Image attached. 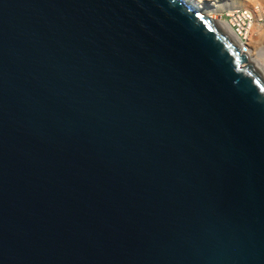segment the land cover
I'll return each mask as SVG.
<instances>
[{
  "label": "water",
  "instance_id": "95a60500",
  "mask_svg": "<svg viewBox=\"0 0 264 264\" xmlns=\"http://www.w3.org/2000/svg\"><path fill=\"white\" fill-rule=\"evenodd\" d=\"M185 0H0V264H264V80Z\"/></svg>",
  "mask_w": 264,
  "mask_h": 264
},
{
  "label": "rangeland",
  "instance_id": "374dc122",
  "mask_svg": "<svg viewBox=\"0 0 264 264\" xmlns=\"http://www.w3.org/2000/svg\"><path fill=\"white\" fill-rule=\"evenodd\" d=\"M199 1L200 2H198V3L200 5V7H203L205 9H207V8H216L217 9L215 12L211 13V15H215V16L223 18L225 20L229 19L232 21V23L234 25L240 23L239 22L240 17L235 15L234 16L235 19H233L231 16H232V14H235V13L234 12L229 13L227 8L229 6H234V5L236 6L238 2L245 3V6L239 7L238 9L237 8L234 9L236 13L240 12V14L242 13V15H250L251 19H250V21H247V24L245 26V32H247V30L251 31V28L255 25L254 30H257V31H255L256 33H258V32L264 33V0H199ZM251 23H252V25H251ZM248 26H249V28H248ZM250 26H251V28H250ZM257 27H258V29H257ZM258 30H260V31H258ZM245 32H243L244 34H242L244 37H245ZM246 36H247L246 42H249V45H250V47L248 45L250 53H253L256 50L258 51V53L255 52L256 54L255 53H253L254 55L252 54V56L255 58L254 60H256V62H258L255 65L257 66V68H260V70L263 71L264 70L263 69L264 68L263 67V65H264V39H261L260 44H257V42L255 40H253V39H255L254 38L255 36L253 37L252 41L249 40L250 38L248 35H246ZM258 39L256 38V40H258ZM243 40H244V38H243ZM253 41H255L254 43L257 44L256 46H255V44H251V42L253 43ZM251 45H252V47H251ZM254 47L257 49L254 50L255 49ZM247 62L249 64L253 65V62L251 60H249ZM258 64H260L262 66L258 67ZM263 79H264V76H263Z\"/></svg>",
  "mask_w": 264,
  "mask_h": 264
},
{
  "label": "bare ground",
  "instance_id": "6f19581e",
  "mask_svg": "<svg viewBox=\"0 0 264 264\" xmlns=\"http://www.w3.org/2000/svg\"><path fill=\"white\" fill-rule=\"evenodd\" d=\"M187 3H192L196 8H197V10H198V12L200 13V14H202L204 17H206L209 21H210V23H212V24H214L222 33H223V35L227 38V40L231 43H235V44H238V42H239V39L241 40V43H246V48H245V50L244 51H242L241 50V54L242 55H244V57H245V59L247 60V61H249V60H251L252 62H253V67L255 68V70L257 71V73H258V75L263 79V76H264V70L263 71H261L260 70V68H257V66L255 65L256 63H258V62H256V60H254L255 58L252 56V54L253 53H258V51L256 50L257 48H253L254 50H256V51H254L253 53H250V50H249V48H248V45H249V42H246V35H248L249 36V40L250 41H252V39H253V37L255 38V39H253V40H255L256 42H257V44H260V40L261 39H264V33H260V32H258V33H256L255 31H257V30H254V28H255V25L251 28V26H250V28H251V31H248L247 30V32H245V27H244V30H243V32H245V37L243 36V35H241V38L236 34V33H234L233 32V30H232V28H231V26H230V24L226 21V20H224L223 18H220V17H217V16H215V15H211V13H213V12H215L217 9L216 8H207V9H205V8H203V7H200V5H199V3L198 2H200L199 0H185ZM213 4V3H212ZM243 6H245V3H241V2H238L237 3V5L235 6H229L227 9H228V12L229 13H236L235 12V10L234 9H238L239 7H243ZM217 7V6H216ZM248 8V7H247ZM234 10V11H233ZM247 10V9H246ZM237 11V10H236ZM241 15H242V13H241ZM251 25H252V23H251ZM248 28H249V26H248ZM257 29H258V27H257ZM258 31H260V30H258ZM256 33V34H255ZM244 34V33H243ZM239 38V39H238ZM243 38H244V40H243ZM256 38L258 39V40H256ZM248 40V39H247ZM248 40V41H249ZM255 41H253V43L251 42V44H255L254 42ZM259 42V43H258ZM257 44H255V46L257 45ZM249 47H250V45H249ZM251 47H252V45H251ZM253 51V50H252ZM255 53V54H256ZM254 55V54H253ZM252 56V57H251ZM255 62V63H254ZM252 65V64H251ZM261 67L262 65H260V64H258V67ZM263 67H264V65H263ZM264 69V68H263ZM264 80V79H263Z\"/></svg>",
  "mask_w": 264,
  "mask_h": 264
},
{
  "label": "built area",
  "instance_id": "2783aa9c",
  "mask_svg": "<svg viewBox=\"0 0 264 264\" xmlns=\"http://www.w3.org/2000/svg\"><path fill=\"white\" fill-rule=\"evenodd\" d=\"M238 16V17H240V20H239V24H233L232 23V21L231 20H229V19H226V21L230 24V26H231V28H232V30H233V32L234 33H236L240 38H241V35L243 34V30H244V27L246 26V24H247V21H250V15H241L240 14V12H238V13H235V14H232V18L233 19H235V17L234 16ZM225 20V19H224ZM239 39V38H238ZM238 47L242 50V51H244L245 50V48L247 47L246 46V43H241V40L239 39V42H238ZM240 50V51H241Z\"/></svg>",
  "mask_w": 264,
  "mask_h": 264
},
{
  "label": "clouds",
  "instance_id": "9594fccd",
  "mask_svg": "<svg viewBox=\"0 0 264 264\" xmlns=\"http://www.w3.org/2000/svg\"><path fill=\"white\" fill-rule=\"evenodd\" d=\"M237 45V44H236ZM238 46V45H237ZM241 52V51H240Z\"/></svg>",
  "mask_w": 264,
  "mask_h": 264
}]
</instances>
